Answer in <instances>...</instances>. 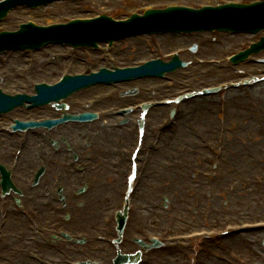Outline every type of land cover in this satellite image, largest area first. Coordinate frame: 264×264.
Returning a JSON list of instances; mask_svg holds the SVG:
<instances>
[{
    "label": "rangeland",
    "instance_id": "obj_1",
    "mask_svg": "<svg viewBox=\"0 0 264 264\" xmlns=\"http://www.w3.org/2000/svg\"><path fill=\"white\" fill-rule=\"evenodd\" d=\"M125 5L126 7L122 6L121 0H102L101 2L97 1L83 4H58L49 7L46 10H41V12H39V10L32 12L18 10L15 14L13 13L11 16H9V20H7L2 25L10 29H14V26L19 24V22H23L27 19L35 20L39 24L41 23L44 25H50V23L62 22L63 20H66L70 17H90L101 11L110 10L113 11L114 15L120 17L123 12L122 8L135 7V0H132L130 3H126ZM199 38L200 41H198V39L191 40V38H189V41L186 39L175 40L171 45L164 44V51L170 52L172 50H176V48L188 46L189 42H198L200 43L199 54L201 57L212 59L222 56V52H233V50L245 40V38H226V36H221L218 34H204L199 36ZM211 40H216L219 43L212 44ZM221 45L226 47L221 49ZM137 46H146V52L144 54H136L134 51ZM50 47L36 54L30 55L24 53L21 55H14V60L12 61L9 59L7 64L11 63L9 66L10 69L24 68L26 66L30 68L40 59L46 58L50 54H62L67 52V50L63 49L62 47L57 48L56 50ZM149 48H152L151 39L139 38L119 42L115 44L113 49L114 52L123 53L124 56L122 62L128 63V61L132 58L142 59L150 57L151 53L149 52ZM81 51L84 50H78L77 52L81 53ZM85 51L91 52V50ZM104 51L106 50H100V52ZM186 59H190V56L182 57V60ZM220 70L216 69V67L207 68L189 65L187 69L185 68L176 74L171 75V77L175 78L177 81L176 89L181 90L183 89V84L190 85V88H201L217 85L229 81L231 78L237 79L243 75L242 74L239 77H236L237 75L230 76L229 71ZM246 72L247 74H244L243 76H246L250 73L253 74L252 71ZM56 77L51 78L46 74H36V79L38 80L45 79L50 81ZM240 88L241 89L237 91L232 90L227 92V102L229 103L226 105L220 103L218 100V95L210 97L209 99L206 98L200 100L201 98H199L195 100H189L180 105V111L177 113L175 120H178L179 122L177 123V130L179 132L181 130V135L180 133L171 135V140L168 139L165 143V146H168L169 148L165 147V149L168 154L167 156L170 158L168 163L171 165H185V167H188L193 171L187 173L188 175L186 176L185 182L182 181L181 173H178L177 180L173 176V184L176 183L175 185L178 187L177 190L179 192L173 191L170 198L172 215L170 218L169 216L168 218H160L162 220H157L154 216L151 224H144L143 228H145L148 232L157 233L168 228L176 229L179 226H181V228H186V207L188 206L187 204L191 203L192 198L186 196L187 194H183L184 189L186 188L189 181L192 179L195 181L197 178H200V181L197 179L196 183L193 184V189L196 188V203H202L203 199L201 198L200 194L202 193L204 186L202 172H205L208 167V163H206L203 167H200L202 163V155H204L202 152H205V148H209L211 146V141L215 143L212 145V148H221L222 151H224L223 160L220 161L221 170L225 175L229 174V177L222 181L223 187H225L227 184H232L233 182L240 183L244 178L246 179V184L241 185L239 188L234 190V193H225L224 198L220 200H215V197L210 200L225 203V205L222 203L220 204L219 213L215 214V218L218 219V217H220L218 219L219 222L227 220L226 222L230 223L247 220L250 222H264V212H260L262 209H264V206L261 204V198H264V83L259 87L255 86L253 88ZM106 91L107 90H104V92ZM92 96L93 94H89L81 97L80 99L86 100ZM144 99H146V96L144 95H141L139 98L132 95L120 98L118 95H114L112 99L108 100L109 104L104 107L107 108L108 106H117L121 108L126 105L131 106L134 103L137 104V102H140ZM183 111L187 114L184 115ZM53 113H55V111H53ZM162 118L163 116H161L155 122L158 123ZM39 143L36 144L34 150L37 149L36 147L39 145ZM123 145L126 147L130 146L129 143H125ZM108 147L116 148L117 144L108 143ZM232 147H234V150L239 152L237 154H233L230 150ZM209 155L211 156L210 152ZM62 168H65V166ZM230 169L233 170L232 173L230 172ZM261 176L263 177L260 179ZM191 187L192 186H190V188ZM190 188L188 193L190 192ZM228 196L231 197L232 202L229 201ZM184 200H186V204L184 203ZM171 206H169L170 211ZM198 211V214L203 212V205L198 207ZM92 214L93 217L101 219V216H99L100 212L98 206L93 208ZM13 215L15 216L16 214ZM24 221L26 229L29 230L30 226L28 221ZM38 221L40 220L38 219ZM18 222V220L15 221V223ZM212 225L213 224L207 226L204 225L203 222H200L194 228H210ZM222 225L223 224H219L218 227H221ZM260 238L261 237L257 235H253L252 237L246 236L240 238L241 242H237V244L241 245H235L234 247L232 246L231 251H233L234 255L236 253V256L240 258V262L238 263L264 264V245L261 243L264 242V240L262 241ZM213 249L214 250H212V253L207 255L205 262H212L211 264H222L218 262V260H216L213 255L226 256L230 252V246H228L225 242H215V248ZM77 257L78 256L74 255L72 259H76Z\"/></svg>",
    "mask_w": 264,
    "mask_h": 264
},
{
    "label": "bare ground",
    "instance_id": "obj_2",
    "mask_svg": "<svg viewBox=\"0 0 264 264\" xmlns=\"http://www.w3.org/2000/svg\"><path fill=\"white\" fill-rule=\"evenodd\" d=\"M171 39H172V38H170V37H166V38H165V40H171ZM60 63H61V62H56L55 65L52 66V69L58 67V66L60 65ZM261 88H262V87H261ZM0 147H1V146H0ZM230 150H231V152L233 151L234 154H237V153L239 152V151L234 150V147H232ZM29 155H31V154H29ZM34 161H36V160L34 159ZM203 162H204V161H202V164H204ZM118 187H119V183H118L117 181H115V183H114V187H113V188H114L115 190H117ZM260 212H264V209H262V211H260ZM262 238L264 239V236H263ZM237 242H239V240H237Z\"/></svg>",
    "mask_w": 264,
    "mask_h": 264
}]
</instances>
